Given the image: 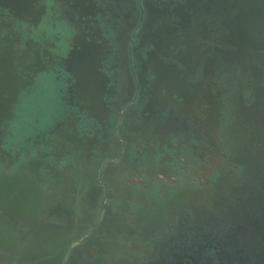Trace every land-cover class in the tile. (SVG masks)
Segmentation results:
<instances>
[{"label": "flooded vegetation", "instance_id": "af4514ba", "mask_svg": "<svg viewBox=\"0 0 264 264\" xmlns=\"http://www.w3.org/2000/svg\"><path fill=\"white\" fill-rule=\"evenodd\" d=\"M205 16L189 0H0V42L17 66L15 101L1 103L0 264H263L235 259L242 246L226 235L254 222L230 217L214 189L246 182L243 170L182 105L189 90L226 103L230 89L196 34ZM90 32L103 58L92 91L68 60ZM187 38L200 66L174 60ZM172 64L189 82L162 83Z\"/></svg>", "mask_w": 264, "mask_h": 264}, {"label": "water", "instance_id": "95a60500", "mask_svg": "<svg viewBox=\"0 0 264 264\" xmlns=\"http://www.w3.org/2000/svg\"><path fill=\"white\" fill-rule=\"evenodd\" d=\"M189 2L194 10H200L206 15V20H211L203 24H198L197 21L195 26L200 31L196 34L202 35L204 41L210 38L209 42H213L214 82L217 83L225 67L229 75L227 81L230 83V89L226 94V103L222 99L219 103L215 98L209 99L205 95L202 97L203 90L196 93L189 90L187 91L189 96L185 97L186 102H182V105L184 109H191L192 104H195L203 116L200 134L202 131L206 136L208 132L211 136L214 134L225 136L226 163L234 164L236 168L243 170L240 180L246 179V182L239 184L226 182V186L216 183L214 189H218L221 195H224L223 191L226 189V208L228 206L229 212L233 213L230 215L226 211L227 216L243 215L241 220L247 217L254 222L253 229L249 232L226 235V238L242 246L232 251L235 259L243 263L256 259L264 264V0H189ZM195 14L198 15L197 12ZM158 18L159 16L153 15L151 20L155 21ZM187 27L192 29L191 24ZM87 34L83 33V36L88 37H83V41L77 42L68 60L74 70L71 71V75L75 83L80 88L83 85L92 91L103 58L99 57L94 49L98 43L89 40L92 32L90 35ZM188 34L191 32L188 31ZM159 37L160 33L156 34V39ZM158 43L159 41L155 42L156 45ZM8 45L7 42H0V125L4 110L10 106L6 104V107L1 103L5 100L14 103L15 98H12L10 92L17 86L14 78L16 58L7 53L13 50V46ZM181 47L174 60L182 62L183 66H188L186 60L192 68L204 62L202 54H192L196 47L190 38L184 39ZM194 56L196 62L193 61ZM172 66L173 69H170ZM176 68L177 65L172 64L163 69L162 83L167 85V88L169 85L189 82L186 78L187 73ZM140 117L142 120L147 118L145 115ZM155 119L152 115L148 118L151 124ZM138 131H142V128ZM218 161L220 159L216 162ZM219 182L223 183L221 179ZM203 195L207 196L208 193L200 192L196 196ZM183 196L189 201L194 200L189 193ZM17 205H21L20 211L25 212L24 209L28 210L31 204L25 199L22 202L17 201ZM11 211H14V208L10 209ZM44 242L47 243V247L48 244L51 245L49 239Z\"/></svg>", "mask_w": 264, "mask_h": 264}]
</instances>
